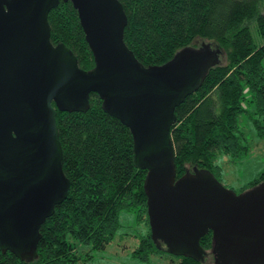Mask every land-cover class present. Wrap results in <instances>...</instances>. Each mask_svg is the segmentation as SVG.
<instances>
[{
    "label": "water",
    "instance_id": "obj_1",
    "mask_svg": "<svg viewBox=\"0 0 264 264\" xmlns=\"http://www.w3.org/2000/svg\"><path fill=\"white\" fill-rule=\"evenodd\" d=\"M59 1L76 11L94 61L89 71L51 43L47 17ZM126 27L118 0H0L1 253L38 259L41 227L70 192L56 112L85 114L93 94L131 134L157 248L204 263L200 242L211 233L214 264H264V183L235 194L204 170L176 175V109L221 65L222 51L202 43L144 67L124 44Z\"/></svg>",
    "mask_w": 264,
    "mask_h": 264
},
{
    "label": "trees",
    "instance_id": "obj_2",
    "mask_svg": "<svg viewBox=\"0 0 264 264\" xmlns=\"http://www.w3.org/2000/svg\"><path fill=\"white\" fill-rule=\"evenodd\" d=\"M118 1L127 16L124 44L144 67L162 66L176 52L196 47L199 41L222 51L223 63L210 70L198 92L176 109V123L170 131L177 179L196 169L207 171L220 183L221 169L215 158H241L249 152L239 124L241 116L264 140V13L258 8L263 0ZM57 7L47 17L51 43L63 44L80 69L89 71L94 61L76 11L61 1ZM251 24L263 41L259 47L252 40ZM89 103L85 114L56 112L62 170L70 181V192L41 227L38 259L32 264H81L75 245L105 250L119 228V214L133 209L148 231L140 237L133 257L147 261L151 255H168L150 240L142 188L146 172L133 166L131 134L103 113L96 95H90ZM263 181L264 173L236 194ZM211 240V233L201 240L202 250L210 253ZM176 259L177 264H205ZM0 264L27 263L0 251Z\"/></svg>",
    "mask_w": 264,
    "mask_h": 264
},
{
    "label": "rangeland",
    "instance_id": "obj_3",
    "mask_svg": "<svg viewBox=\"0 0 264 264\" xmlns=\"http://www.w3.org/2000/svg\"><path fill=\"white\" fill-rule=\"evenodd\" d=\"M259 12L264 13V0L259 4ZM250 32L256 46H261L262 40L255 30V24H251ZM202 42H197L200 46ZM207 44V43H206ZM223 63L222 60L220 64ZM252 112V109L249 110ZM240 127L246 139L248 154L245 157L231 159L226 155H218L215 165L221 169L219 181L223 187L236 193L245 189L259 174L264 173V140L257 136L255 128L252 127L248 118L243 115L239 121ZM264 182V181H263ZM249 190V189H246ZM245 192V191H243ZM119 228L115 232L113 241L103 251H93L90 246L75 245L76 253L81 257V264H177L176 257L164 253L150 256L147 261H140L133 257V252L139 247L140 237L148 233L145 221H138L136 209L123 211L118 217ZM212 243V240H211ZM208 253V251H206ZM88 256L91 259L88 260ZM205 264H214V260L208 253Z\"/></svg>",
    "mask_w": 264,
    "mask_h": 264
}]
</instances>
